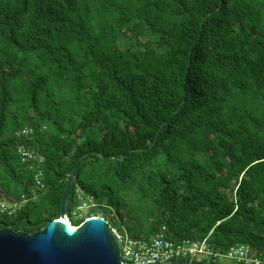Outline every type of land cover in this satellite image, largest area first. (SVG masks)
<instances>
[{
  "label": "trees",
  "instance_id": "1",
  "mask_svg": "<svg viewBox=\"0 0 264 264\" xmlns=\"http://www.w3.org/2000/svg\"><path fill=\"white\" fill-rule=\"evenodd\" d=\"M74 166L72 226L264 256V0H0V200L30 197L0 229L58 219Z\"/></svg>",
  "mask_w": 264,
  "mask_h": 264
},
{
  "label": "water",
  "instance_id": "2",
  "mask_svg": "<svg viewBox=\"0 0 264 264\" xmlns=\"http://www.w3.org/2000/svg\"><path fill=\"white\" fill-rule=\"evenodd\" d=\"M74 172L75 166L67 176L58 219L31 233L0 229V264H124L122 242L105 219L91 216L77 226L64 221ZM153 264L195 263L163 260Z\"/></svg>",
  "mask_w": 264,
  "mask_h": 264
},
{
  "label": "built area",
  "instance_id": "3",
  "mask_svg": "<svg viewBox=\"0 0 264 264\" xmlns=\"http://www.w3.org/2000/svg\"><path fill=\"white\" fill-rule=\"evenodd\" d=\"M33 133L34 128L27 125L16 131L15 136L17 138H28ZM17 154L20 161L27 164L35 188L43 189V174L38 167L42 157L25 145L17 147ZM79 193L80 191H77L80 200L81 195L79 196ZM29 199V195H21L17 200H0V215L7 217L15 215L25 207ZM81 199L83 198L81 197ZM65 218L68 220L67 216ZM113 230L122 242L120 259L124 264H153L160 263L163 260L188 261L195 264L203 260L220 263L222 259H228L234 264H264V256L259 257L253 254L248 245L231 247L225 253L215 252L206 238L196 241L170 239L164 226H161L148 238H137L128 234L122 236L117 230Z\"/></svg>",
  "mask_w": 264,
  "mask_h": 264
},
{
  "label": "rangeland",
  "instance_id": "4",
  "mask_svg": "<svg viewBox=\"0 0 264 264\" xmlns=\"http://www.w3.org/2000/svg\"><path fill=\"white\" fill-rule=\"evenodd\" d=\"M79 196H80V193H79ZM92 204L91 202H89L88 200L86 199H81L80 197V200H79V204L73 209V213H72V216L74 218H84L86 217L88 214H90V209L92 208ZM67 216V219H68V214L66 215ZM10 218V217H9ZM112 219V218H111ZM113 221V224L114 227L116 228L117 232L119 234H121L122 236H124V234H128L130 236H133L132 233H130L127 228L125 226H121L117 220H111V222ZM220 264H234L232 261L228 260V259H222L220 261Z\"/></svg>",
  "mask_w": 264,
  "mask_h": 264
},
{
  "label": "bare ground",
  "instance_id": "5",
  "mask_svg": "<svg viewBox=\"0 0 264 264\" xmlns=\"http://www.w3.org/2000/svg\"><path fill=\"white\" fill-rule=\"evenodd\" d=\"M60 221H62V220L60 219ZM64 221H65V222H67V220H66V219H65Z\"/></svg>",
  "mask_w": 264,
  "mask_h": 264
}]
</instances>
